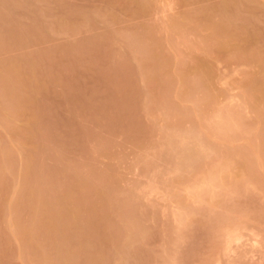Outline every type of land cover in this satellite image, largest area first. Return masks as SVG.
<instances>
[{
	"label": "rangeland",
	"instance_id": "obj_1",
	"mask_svg": "<svg viewBox=\"0 0 264 264\" xmlns=\"http://www.w3.org/2000/svg\"><path fill=\"white\" fill-rule=\"evenodd\" d=\"M0 264H264V0H0Z\"/></svg>",
	"mask_w": 264,
	"mask_h": 264
}]
</instances>
